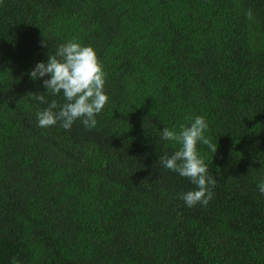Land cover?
Returning <instances> with one entry per match:
<instances>
[{
  "label": "trees",
  "instance_id": "obj_1",
  "mask_svg": "<svg viewBox=\"0 0 264 264\" xmlns=\"http://www.w3.org/2000/svg\"><path fill=\"white\" fill-rule=\"evenodd\" d=\"M69 40L95 49L108 103L91 130L37 127L29 70ZM196 115L216 184L189 208L160 130ZM260 178L264 0H0V264H264Z\"/></svg>",
  "mask_w": 264,
  "mask_h": 264
},
{
  "label": "clouds",
  "instance_id": "obj_2",
  "mask_svg": "<svg viewBox=\"0 0 264 264\" xmlns=\"http://www.w3.org/2000/svg\"><path fill=\"white\" fill-rule=\"evenodd\" d=\"M247 19H253V13H246ZM42 47H47L44 43ZM32 81L42 80L43 93H30L33 101L47 104L43 110H37V127L49 128L59 123L65 131H70L78 120L85 129L97 126V115L108 103L105 92L106 73L92 46H85L76 40H69L57 46L54 54H47L46 61L37 62L30 70ZM47 77V78H45ZM46 94L63 97V104L56 100L48 102ZM189 123L176 128L163 127L160 138L174 142L179 147L170 156L160 157L163 168L177 173L195 185L194 190L182 193L184 204L192 208L197 204L206 206L213 197L212 189L216 180L209 172V166L198 151V144L207 146L214 154L217 146L206 136L208 123L205 117L196 115L187 117ZM260 195H264V178L256 183Z\"/></svg>",
  "mask_w": 264,
  "mask_h": 264
}]
</instances>
